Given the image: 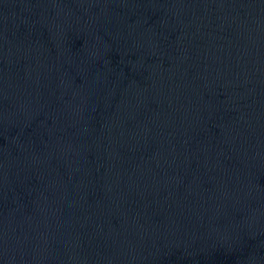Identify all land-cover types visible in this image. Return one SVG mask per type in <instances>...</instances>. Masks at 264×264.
Instances as JSON below:
<instances>
[{
  "label": "water",
  "instance_id": "95a60500",
  "mask_svg": "<svg viewBox=\"0 0 264 264\" xmlns=\"http://www.w3.org/2000/svg\"><path fill=\"white\" fill-rule=\"evenodd\" d=\"M0 264H264V0H0Z\"/></svg>",
  "mask_w": 264,
  "mask_h": 264
}]
</instances>
